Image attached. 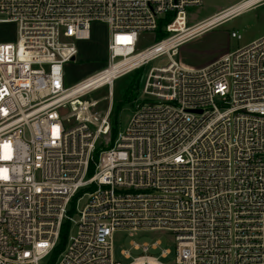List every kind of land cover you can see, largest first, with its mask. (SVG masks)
Instances as JSON below:
<instances>
[{
  "label": "built area",
  "instance_id": "1",
  "mask_svg": "<svg viewBox=\"0 0 264 264\" xmlns=\"http://www.w3.org/2000/svg\"><path fill=\"white\" fill-rule=\"evenodd\" d=\"M203 1L0 0V264H124L114 234L141 230L174 234V264H264V35L201 68L173 58L264 0L189 25L188 8ZM96 22L109 31L105 66L66 85L65 66ZM159 28L168 35L138 50ZM163 55L170 61L149 70L126 127L100 148L115 81ZM102 87L104 113L78 108ZM160 244L143 243L127 264H164L148 254Z\"/></svg>",
  "mask_w": 264,
  "mask_h": 264
},
{
  "label": "rangeland",
  "instance_id": "2",
  "mask_svg": "<svg viewBox=\"0 0 264 264\" xmlns=\"http://www.w3.org/2000/svg\"><path fill=\"white\" fill-rule=\"evenodd\" d=\"M238 1L239 0H204L200 6L188 8V24L193 25ZM12 30L13 32L6 40H15L16 29L12 28ZM232 31L240 33L242 38H232ZM167 35L168 34L162 28L156 32H147L140 35L138 50L145 49ZM262 35H264V2L213 29L193 37L180 46L178 53L173 55V58L183 67L194 69L201 68L219 59L224 54L246 45ZM108 36L109 31L105 24L100 22L93 24L91 38L78 42L76 60L67 63L65 66L66 85H73L80 82L103 69L107 57ZM169 61L168 55H163L150 61L138 71L135 70L136 72L133 71L115 81L113 87V108H115V110L114 116L113 114L111 116V120L114 124L113 120H115V112H117V122H115L114 125L117 133L113 134L111 132L108 137L102 138L99 145L100 148H107L113 144L118 133L126 127L132 115L133 102H125L126 91L132 88L133 92H136V97L139 96L144 87L149 70L152 67L166 65ZM132 85L134 89L131 87ZM131 94L129 97H131ZM79 100L81 104L76 103L78 108L85 106L87 103V105H91L89 113H104L110 102V92L107 87H102L84 95L79 98ZM75 229L76 227L73 226L70 234L74 233ZM157 240L161 242L159 248L153 249L150 247L148 254L158 257L164 264H174L177 246L175 236L171 232L162 230H141L133 234H130L128 231H117L114 234V255L118 260L127 264L133 258L145 254L141 247L143 243L147 242L151 246V244ZM132 242H136L140 246L135 248ZM164 249L170 250V254L166 257L161 256ZM123 250L130 251V259H126L122 255Z\"/></svg>",
  "mask_w": 264,
  "mask_h": 264
},
{
  "label": "trees",
  "instance_id": "3",
  "mask_svg": "<svg viewBox=\"0 0 264 264\" xmlns=\"http://www.w3.org/2000/svg\"><path fill=\"white\" fill-rule=\"evenodd\" d=\"M160 29V28H159ZM139 70V69H138ZM137 70V71H138ZM136 72V71H135ZM131 87H133V89H134V86L132 85ZM132 93V94H131ZM131 94V97H129V95ZM133 95V96H132ZM135 97H136V92H133V90H132V88H130V89H128L127 91H126V94H125V102H133V100L135 99ZM119 106H120V104H119ZM114 110H115V108H113V111H112V114H113V116H114ZM116 117H117V112H115V120H113L114 121V124H113V122H112V133L113 134H116L117 133V130H116V128H115V122H117L116 121ZM72 211H73V209H72ZM69 229H70V222L69 221H67L66 223H64L63 224V226H62V229H61V234H60V243H59V245L57 246V248L55 249V251H54V253H53V256H52V260H55V258L57 257V255L59 254V252L63 249V247L65 246V243H66V241H67V238H68V233H69Z\"/></svg>",
  "mask_w": 264,
  "mask_h": 264
},
{
  "label": "bare ground",
  "instance_id": "4",
  "mask_svg": "<svg viewBox=\"0 0 264 264\" xmlns=\"http://www.w3.org/2000/svg\"><path fill=\"white\" fill-rule=\"evenodd\" d=\"M253 1H256V0H251V1L247 2V4H250ZM247 4L235 5V6L231 7V8H229V9H225L224 12H222L223 14H221V15L227 16V15L231 14V12L235 11L238 8H244V6L247 5ZM212 21H213V18H208V19L204 20L202 24L195 25V26L191 27L189 29L188 33L189 34H193V33L197 32L198 30H200L202 28V26L211 24ZM77 89H80V88H77ZM75 91H77V90H75ZM85 105H86L87 108L86 109L82 108V109L85 110L86 112H88V108H90L91 105H87V103Z\"/></svg>",
  "mask_w": 264,
  "mask_h": 264
},
{
  "label": "crops",
  "instance_id": "5",
  "mask_svg": "<svg viewBox=\"0 0 264 264\" xmlns=\"http://www.w3.org/2000/svg\"><path fill=\"white\" fill-rule=\"evenodd\" d=\"M205 32H206V31H205ZM190 40H191V39H190ZM188 41H189V40H188ZM188 41H186V42H188ZM186 42H185V43H186ZM185 43H183V44H185ZM179 48H180V45H179L178 48H177V53H178V49H179ZM177 53H176V54H177ZM211 63H212V62H211ZM209 64H210V63H209Z\"/></svg>",
  "mask_w": 264,
  "mask_h": 264
},
{
  "label": "water",
  "instance_id": "6",
  "mask_svg": "<svg viewBox=\"0 0 264 264\" xmlns=\"http://www.w3.org/2000/svg\"><path fill=\"white\" fill-rule=\"evenodd\" d=\"M73 60H74V58H73Z\"/></svg>",
  "mask_w": 264,
  "mask_h": 264
}]
</instances>
